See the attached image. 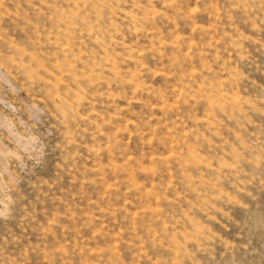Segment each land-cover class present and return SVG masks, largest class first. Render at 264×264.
Wrapping results in <instances>:
<instances>
[{
    "label": "rangeland",
    "instance_id": "rangeland-1",
    "mask_svg": "<svg viewBox=\"0 0 264 264\" xmlns=\"http://www.w3.org/2000/svg\"><path fill=\"white\" fill-rule=\"evenodd\" d=\"M0 264H264V0H0Z\"/></svg>",
    "mask_w": 264,
    "mask_h": 264
}]
</instances>
